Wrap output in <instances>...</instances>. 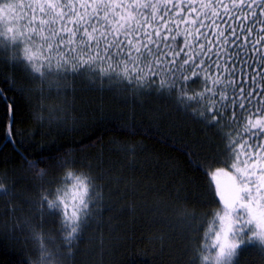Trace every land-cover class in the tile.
Here are the masks:
<instances>
[{
    "label": "snow or ice",
    "instance_id": "6c2138e0",
    "mask_svg": "<svg viewBox=\"0 0 264 264\" xmlns=\"http://www.w3.org/2000/svg\"><path fill=\"white\" fill-rule=\"evenodd\" d=\"M17 9L18 26L0 30V66L19 68L32 82L18 86L14 75L5 77L8 90L38 100L33 115L41 126L67 129L71 121L75 128L68 96L79 78L101 89L120 86L132 97L174 98L219 137L218 143L207 138L210 155L203 159L186 153L193 170L209 177L202 210L182 203L178 223L166 225L187 238L184 264H240L249 252L264 264V0L0 3L5 19ZM5 93L0 86L9 108L5 136L15 144L14 105ZM124 129V135L142 134L135 126ZM118 148L130 163L144 151L139 143ZM21 159L41 182L39 198H25L38 218L14 225L38 249L29 264H72L83 233L104 210L91 162L78 165L71 152ZM17 195L0 177V200H8L12 215ZM45 224L57 225L56 234L45 232Z\"/></svg>",
    "mask_w": 264,
    "mask_h": 264
},
{
    "label": "trees",
    "instance_id": "16d2710c",
    "mask_svg": "<svg viewBox=\"0 0 264 264\" xmlns=\"http://www.w3.org/2000/svg\"><path fill=\"white\" fill-rule=\"evenodd\" d=\"M10 74L18 86L29 87L32 82L23 70L0 66V86L14 105L12 129L16 143L12 144L5 136L8 103L0 99V177L12 183L18 193L12 200V205L18 206L14 216H39L25 198L38 199L41 182L27 171L21 157L71 152L78 165L91 162L102 187L104 205L98 220L83 233L72 264H184L187 238H180L166 225L169 221L178 223L182 203L197 212L202 210L199 201L209 177L193 170L186 153L201 159L210 155L207 138L218 143L215 130L206 132L190 113L178 108L174 98L155 92L132 97L120 86L101 89L86 78L76 79L74 92L68 96L73 104L71 114L76 117L75 128L71 121L67 129L42 127L33 115L38 100L29 102L8 90L5 77ZM125 125L135 126L142 134L124 135ZM128 143H139L144 148L134 163L118 148ZM6 201L0 200V264H29V257L39 258L38 249L19 230H13L11 236L7 233L8 227L2 225L11 219ZM159 216L167 219L159 220ZM56 228L54 224L44 225V231L54 235ZM91 245L95 248L93 255ZM240 264H260V257L245 253Z\"/></svg>",
    "mask_w": 264,
    "mask_h": 264
},
{
    "label": "rangeland",
    "instance_id": "374dc122",
    "mask_svg": "<svg viewBox=\"0 0 264 264\" xmlns=\"http://www.w3.org/2000/svg\"><path fill=\"white\" fill-rule=\"evenodd\" d=\"M2 2H3V0H0V3H2ZM25 2H27V0H25ZM18 16H19V9H17L14 12H12L11 14H9L7 19L4 18V14L3 13H0V20H2L3 28L5 26H12V27L18 26V20H17ZM7 204H8V201H6V203H5V209H6V205ZM32 216H35L37 218L36 214H34ZM10 218L11 219H9L8 221L3 222L2 225L9 228V229L7 228V233L11 236L12 235L11 232L13 230H15L14 225L17 223L18 220H21L22 217L19 218L17 216H14V215L10 214ZM94 250H95L94 245L89 246V251L91 252V255H93Z\"/></svg>",
    "mask_w": 264,
    "mask_h": 264
}]
</instances>
